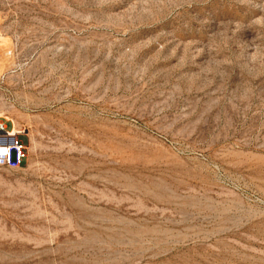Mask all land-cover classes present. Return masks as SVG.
<instances>
[{"label": "rangeland", "instance_id": "1", "mask_svg": "<svg viewBox=\"0 0 264 264\" xmlns=\"http://www.w3.org/2000/svg\"><path fill=\"white\" fill-rule=\"evenodd\" d=\"M0 121V264H264V0H0Z\"/></svg>", "mask_w": 264, "mask_h": 264}, {"label": "built area", "instance_id": "2", "mask_svg": "<svg viewBox=\"0 0 264 264\" xmlns=\"http://www.w3.org/2000/svg\"><path fill=\"white\" fill-rule=\"evenodd\" d=\"M8 121H0V167L20 169L29 158L31 137L26 128H19L12 124L7 127ZM26 136L25 143L20 136Z\"/></svg>", "mask_w": 264, "mask_h": 264}, {"label": "bare ground", "instance_id": "3", "mask_svg": "<svg viewBox=\"0 0 264 264\" xmlns=\"http://www.w3.org/2000/svg\"><path fill=\"white\" fill-rule=\"evenodd\" d=\"M15 125H16V123H15Z\"/></svg>", "mask_w": 264, "mask_h": 264}]
</instances>
